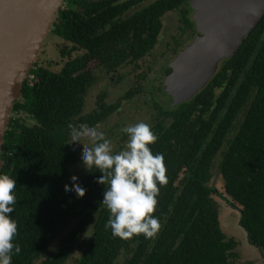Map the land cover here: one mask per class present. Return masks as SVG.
Listing matches in <instances>:
<instances>
[{"label":"trees","instance_id":"16d2710c","mask_svg":"<svg viewBox=\"0 0 264 264\" xmlns=\"http://www.w3.org/2000/svg\"><path fill=\"white\" fill-rule=\"evenodd\" d=\"M116 1H64L50 34L68 41L60 50L68 59L60 70L37 61L14 104L0 171L17 181L9 215L18 223L14 243L21 251L12 264H35L42 255L40 264H67L73 257L74 264H116L123 254L125 264H226L235 241L221 226L216 175L226 203L239 209L240 225L264 247V18L194 97L177 105L155 99L159 114L152 129L158 139L150 147L164 154L168 181L157 197L153 215L162 226L153 238L114 236L105 227L110 213L102 203L106 186L97 182L102 173L93 168L72 176L79 151L67 144L68 125L95 127L119 107L105 93L86 112L88 90L98 78L91 62L114 73L142 60L158 42L162 17L189 0H158L123 21L117 14L142 0L124 7ZM186 19L195 32V22ZM175 41L170 46L177 52L182 43ZM78 50L82 54L73 56ZM134 95L131 90L126 97ZM73 177L86 189L83 197L65 191Z\"/></svg>","mask_w":264,"mask_h":264},{"label":"water","instance_id":"95a60500","mask_svg":"<svg viewBox=\"0 0 264 264\" xmlns=\"http://www.w3.org/2000/svg\"><path fill=\"white\" fill-rule=\"evenodd\" d=\"M64 0H0V171L13 107ZM197 34L170 62L163 91L188 101L233 57L264 18V0H191Z\"/></svg>","mask_w":264,"mask_h":264},{"label":"clouds","instance_id":"9594fccd","mask_svg":"<svg viewBox=\"0 0 264 264\" xmlns=\"http://www.w3.org/2000/svg\"><path fill=\"white\" fill-rule=\"evenodd\" d=\"M68 128L67 144L83 142V165L102 173L97 182L106 186L102 203L110 213L105 227L121 238L139 234L153 238L162 226L160 217L153 213L160 187L167 183L168 177L164 154H154L150 147L158 139L151 124L140 121L124 126L121 131L128 138L119 151L113 150L111 139L96 127L69 124ZM16 184V178L0 173V264H12L13 254L21 251L19 244L14 243L18 223L9 215L16 203ZM65 191L79 197L86 193L75 177L72 187L65 185Z\"/></svg>","mask_w":264,"mask_h":264},{"label":"rangeland","instance_id":"374dc122","mask_svg":"<svg viewBox=\"0 0 264 264\" xmlns=\"http://www.w3.org/2000/svg\"><path fill=\"white\" fill-rule=\"evenodd\" d=\"M66 3H69V0H66ZM62 5H65L64 2ZM165 21L160 41H158L151 53L147 54L142 60L135 63H127L121 67L119 72L114 73L98 70V63L93 62L90 64L98 78L88 90L86 112L94 111L98 107L99 96L105 93H107L106 101L108 103L119 104V107L107 119L95 126L99 130L104 131L106 136L111 139L114 151L122 149L128 138L127 134L121 131L124 126L140 121L149 123L151 126L154 125L155 118L159 114L155 99L162 103L166 101V99L164 101V98H167V91H163V79L168 73L170 62L173 60H171L172 57L167 59L166 56L171 53L170 44L174 42L176 37L181 35L182 31L180 29L179 14L176 11L167 14ZM47 38L43 43L36 62L38 61L39 65L50 67L53 70H59L61 65H57L56 62L60 59L59 52L62 40L54 35ZM141 74L145 76L140 77ZM131 90H134L135 95L127 98L126 95ZM75 144L79 151V157L78 161L71 167V173L72 176H81L88 171L82 163L85 145L83 142ZM214 163L215 169H218L219 159ZM214 184L219 192L223 194L222 197L219 195L216 197L217 195H215V198L220 206L221 226L224 233L229 238L233 237L231 233L236 231L238 235H242L241 238H243V235L247 238L245 230L239 223V209L230 207L222 199L226 195L222 179L216 177ZM57 243L58 240L54 243L52 249L55 248ZM75 255L77 257L78 252ZM43 258L44 255L35 264H40ZM125 260L126 255L123 254L116 264H125ZM74 261L75 257L71 258L67 264H74Z\"/></svg>","mask_w":264,"mask_h":264},{"label":"flooded vegetation","instance_id":"af4514ba","mask_svg":"<svg viewBox=\"0 0 264 264\" xmlns=\"http://www.w3.org/2000/svg\"><path fill=\"white\" fill-rule=\"evenodd\" d=\"M74 1H76V0H74ZM78 1L80 3L83 2V0H78ZM100 1L101 0H88V2H91V3L92 2L100 3ZM110 1L111 0H102V3L103 2L104 3H109ZM129 1H132V0H119V1H116V3H114V5H118V6L120 5V6L124 7ZM156 1H158V0H142L141 2L137 1L134 4V6H132L131 8L127 9L126 11H124V12H122L120 14L118 13L117 16H116V18H118V19H116V20L123 21V19H126L129 15H132L135 11L142 10L146 6H149L150 4H153ZM75 8L79 12H84V10H85V8L83 6H81V5H79L78 2L75 4ZM185 9L188 10V13H187L186 16L184 14ZM175 11L179 14V18H180V22H181L180 29L182 31L181 35H179V37H176V38H178L179 42L182 43V46H180V48L178 49L177 52H175L174 48L172 49L171 46H170V50L171 49L172 50H171V53L167 54L166 58L169 59L170 57H172L171 60L174 59L178 55V53H179V51L181 49H183L185 46L190 44L195 39L196 34H197V27L196 26H195L196 27V31L195 32L192 29L187 28L188 24H189V20L186 19L187 16H189L190 20H193L195 22L194 17H193L195 10L192 7L191 0H189L187 3L185 1H183L177 8L173 9L172 11H168L162 17V23H163L162 25L163 26H162V30H161V33L159 35L158 41H160V39L162 37V32L164 30L165 23H166V21H165L166 15L169 14V13H174ZM195 25H196V22H195ZM53 28H54V26L51 28V30L48 33L47 37L48 36L50 37L51 35H54L55 37H58L59 39H61L62 40L61 41L62 45H61L60 50H62L63 49V45L65 44V42H68V41L63 39L61 36H58V35H55V34H50L51 31L53 30ZM47 37H46V39H48ZM176 38L174 39L173 43L176 42L175 41ZM152 50H150L148 52V54L151 53ZM82 52H83L82 50L75 51L73 53V56L80 55V54H82ZM59 53H61V52H59ZM67 59H68V57L67 58H63L62 55L60 54V59L56 62L57 65H61L60 69L63 67L64 62ZM92 63L93 62H91V64ZM95 63H98V62L95 61ZM98 70H100V69H98ZM168 71H169V68H168ZM108 72L113 73L111 71H108ZM114 72H119V70H114ZM216 176H217V178H219V177L221 178V175H216ZM215 189H216V191L219 192L218 188L215 187ZM220 197H222V195ZM222 199L226 201L225 196ZM231 234H233V237H229V238H233L234 241H235V244L233 246V252H234L233 254L234 255L229 259V262H227L226 264H264V247L263 246L254 243L249 238L247 232L245 234V235H247V238L244 235H243V238H241L242 235H238V233H236V231L232 232ZM245 239H247V240H245Z\"/></svg>","mask_w":264,"mask_h":264}]
</instances>
